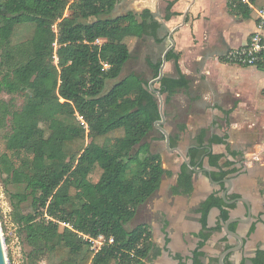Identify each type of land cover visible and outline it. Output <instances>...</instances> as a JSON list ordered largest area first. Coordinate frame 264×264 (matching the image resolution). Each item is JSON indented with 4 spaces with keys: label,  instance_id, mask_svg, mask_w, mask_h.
I'll return each instance as SVG.
<instances>
[{
    "label": "trees",
    "instance_id": "trees-1",
    "mask_svg": "<svg viewBox=\"0 0 264 264\" xmlns=\"http://www.w3.org/2000/svg\"><path fill=\"white\" fill-rule=\"evenodd\" d=\"M120 1L0 0V94L24 96L19 108L6 102L2 107L0 98V129L8 150L3 161L11 181L24 186L12 196V219L29 248L28 258L52 256L57 264H145L152 252L161 253L148 225L131 230L126 225L157 191L164 174L161 156L142 143L161 119L157 94L167 93L169 100L188 80L163 76L154 87L142 74L131 73L106 89L131 56L130 38L151 35L161 41V23L149 9L139 18L113 17ZM230 7L244 18L252 12L244 0H232ZM149 64L158 77L161 63ZM204 140L205 133L190 148L191 164L182 165L175 194L192 192V167H201L206 157L218 169L208 174L222 183V190L236 171L232 162L221 164L223 155L214 154ZM227 198L233 201L237 195ZM23 203L31 210L23 212ZM235 206L218 192L201 204L202 240L192 264H205L206 241L223 231ZM213 207L221 217L210 228ZM229 228L235 231L236 226ZM254 230L255 225L250 233ZM100 237L104 242L97 248ZM228 257L226 263L233 264ZM218 263L211 258V264ZM240 264H264V250Z\"/></svg>",
    "mask_w": 264,
    "mask_h": 264
},
{
    "label": "crops",
    "instance_id": "crops-1",
    "mask_svg": "<svg viewBox=\"0 0 264 264\" xmlns=\"http://www.w3.org/2000/svg\"><path fill=\"white\" fill-rule=\"evenodd\" d=\"M231 1L121 0L112 14L139 18L149 9L161 23V41L151 35L130 38L131 56L120 77L107 82V90L131 73L142 74L154 87L160 86L163 76L188 80L187 87L178 89L169 100L167 93L157 94L163 103V116L142 142L151 153L161 156L164 169L159 188L132 219L133 228L140 224L150 227L152 240L161 249L158 256L152 252L145 264H180L181 259L192 264L193 252L202 240L199 208L213 193L222 196L226 190L245 200L236 202L230 218L243 220L232 223L246 240L243 249L226 257L240 264L244 258L254 257L257 250H264V66L240 65L227 58L230 51L249 42L264 0H244L252 9L248 18L234 14ZM168 53L177 55L178 61L167 58ZM149 60L161 63L158 77ZM204 133V145L223 155L221 164L232 162L236 171L226 178L230 183L225 181L222 190V183H212L204 170H218L206 157L203 165L197 166L201 171L194 172L192 192L175 194L184 156ZM220 217L221 210L213 207L208 226L216 227ZM253 225L255 230L250 233ZM238 244L224 229L213 232L203 247L205 264Z\"/></svg>",
    "mask_w": 264,
    "mask_h": 264
},
{
    "label": "rangeland",
    "instance_id": "rangeland-1",
    "mask_svg": "<svg viewBox=\"0 0 264 264\" xmlns=\"http://www.w3.org/2000/svg\"><path fill=\"white\" fill-rule=\"evenodd\" d=\"M97 42L102 43V40L99 39ZM128 44L129 47L132 45L131 39L128 40ZM4 72L11 80L14 79V75L11 71L4 70ZM112 82L110 84H112ZM0 98L4 100V102L1 103L2 107H5L6 103H13L19 108L24 102V96L22 94L10 95L6 92H2L0 94ZM5 153H8V150L6 149L4 130L0 129V232L6 255V262L7 264H57V259L52 256L41 260L31 259L27 256L29 248L23 243L22 239L18 235V227L12 219V202L14 200L12 196L16 193L23 192L24 186L11 181L9 174L5 170V164L3 161ZM94 178L97 179L98 174H95ZM21 208L25 213L31 210L28 203H23ZM133 223V220L130 221L126 227L129 230L133 229ZM103 242L104 238L100 237L95 241L94 246L98 248L103 244Z\"/></svg>",
    "mask_w": 264,
    "mask_h": 264
},
{
    "label": "built area",
    "instance_id": "built-area-1",
    "mask_svg": "<svg viewBox=\"0 0 264 264\" xmlns=\"http://www.w3.org/2000/svg\"><path fill=\"white\" fill-rule=\"evenodd\" d=\"M227 58L233 63L246 66L264 64V8L258 11L256 30L249 42L230 51Z\"/></svg>",
    "mask_w": 264,
    "mask_h": 264
},
{
    "label": "water",
    "instance_id": "water-1",
    "mask_svg": "<svg viewBox=\"0 0 264 264\" xmlns=\"http://www.w3.org/2000/svg\"><path fill=\"white\" fill-rule=\"evenodd\" d=\"M161 96V95H159ZM160 111H161V115L163 116V103L160 101ZM160 122L157 121L156 122V125H158ZM184 160L187 164H191V160H190V157L188 156H184ZM194 172H199L201 170L198 169L197 166H193L192 167ZM204 170H207L209 173H210V170L209 169H204ZM209 178L211 180L212 183L214 184H218V182L214 181L212 179V177L209 175ZM226 182L230 183V179H225ZM229 190H226L225 192L222 193V197L224 198V200L228 203H231V202H240V201H245L243 198H237L233 201H230L228 200L227 198V193H228ZM249 218H251V215L249 216ZM234 221H243V220H236L234 218H230L228 221L225 222L224 224V232L229 235L230 237H233L235 238L236 240L239 241V244L236 245V246H233L229 249H227L225 252H223L221 255H220V258H219V264H227L226 261H225V257L230 254V253H233V252H236V251H240L241 249H243L245 247V244H246V240L244 237H242L239 233L235 232V231H232L230 230L229 228V225L234 222ZM0 264H7L6 262V255H5V251H4V247H3V242H2V237H1V232H0Z\"/></svg>",
    "mask_w": 264,
    "mask_h": 264
}]
</instances>
